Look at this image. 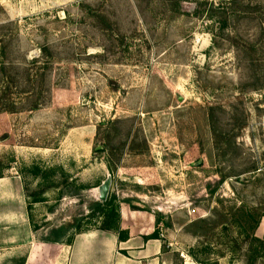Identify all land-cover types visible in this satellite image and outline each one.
<instances>
[{"label": "rangeland", "instance_id": "374dc122", "mask_svg": "<svg viewBox=\"0 0 264 264\" xmlns=\"http://www.w3.org/2000/svg\"><path fill=\"white\" fill-rule=\"evenodd\" d=\"M0 176V264L122 205L180 262L264 264V0H0Z\"/></svg>", "mask_w": 264, "mask_h": 264}, {"label": "crops", "instance_id": "0c3cea01", "mask_svg": "<svg viewBox=\"0 0 264 264\" xmlns=\"http://www.w3.org/2000/svg\"><path fill=\"white\" fill-rule=\"evenodd\" d=\"M17 192L21 194L18 188ZM2 195L0 188V204ZM4 197L7 199L10 196ZM119 215L121 220L117 228L88 229L76 233L71 241L55 242L58 245L55 256H51L47 264H177L180 262L164 247L162 240L164 235L161 236V232L155 230L157 226L154 215L133 210L128 205L121 206ZM155 231L158 232L157 237H151Z\"/></svg>", "mask_w": 264, "mask_h": 264}, {"label": "trees", "instance_id": "16d2710c", "mask_svg": "<svg viewBox=\"0 0 264 264\" xmlns=\"http://www.w3.org/2000/svg\"><path fill=\"white\" fill-rule=\"evenodd\" d=\"M37 61V60H36ZM50 62L47 60V62L44 64V66H40V65H38V67H37V70L35 71V78H36V80L38 81V83H39V93L40 94H44V90H46V74H47V71H48V69H49V64ZM40 104L38 103V102H36L35 104H34V108H37L38 106H39ZM12 106H14V103H13V105ZM1 177V176H0ZM113 201H115V197H113L109 202L110 203H114ZM118 227V225H115L114 227H102L101 229H104V230H109V229H112V228H117ZM62 229V228H61ZM157 235H158V232L157 231H155L152 235H151V237H157ZM258 241H261L262 242V240L261 239H259V238H256ZM49 241H52V242H59L58 240H49ZM48 242V241H47ZM263 244H264V242H263ZM258 257H262V256H258ZM258 257L256 258V259H258ZM255 259V260H256ZM254 260V261H255Z\"/></svg>", "mask_w": 264, "mask_h": 264}, {"label": "water", "instance_id": "95a60500", "mask_svg": "<svg viewBox=\"0 0 264 264\" xmlns=\"http://www.w3.org/2000/svg\"><path fill=\"white\" fill-rule=\"evenodd\" d=\"M113 183V178L111 175H108L106 179L98 187L99 199L102 202H105L108 199V196L111 192V187Z\"/></svg>", "mask_w": 264, "mask_h": 264}, {"label": "built area", "instance_id": "2783aa9c", "mask_svg": "<svg viewBox=\"0 0 264 264\" xmlns=\"http://www.w3.org/2000/svg\"><path fill=\"white\" fill-rule=\"evenodd\" d=\"M161 236H163L162 233H161ZM179 255L181 257V262L177 263V264H201L200 262L195 260L188 252H186L184 250H181L179 252ZM146 264H151V263H146Z\"/></svg>", "mask_w": 264, "mask_h": 264}]
</instances>
